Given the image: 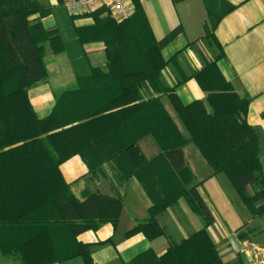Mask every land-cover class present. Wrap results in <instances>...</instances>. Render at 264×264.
I'll return each instance as SVG.
<instances>
[{
    "label": "trees",
    "instance_id": "16d2710c",
    "mask_svg": "<svg viewBox=\"0 0 264 264\" xmlns=\"http://www.w3.org/2000/svg\"><path fill=\"white\" fill-rule=\"evenodd\" d=\"M134 2L135 13L128 19L102 16L106 9L101 8L91 14L95 25L78 29L81 42L105 40L109 76L95 68L96 77H80L79 88L64 92L52 112L40 118L29 90L48 77L46 44L61 52L62 37L41 20H31L36 13L50 12L39 0H0V251L15 253L23 264L57 260L60 256L51 253L57 232L66 240L67 234L76 238L104 223H119L121 198L93 192L79 200L73 193L60 166L74 155H80L92 173L113 162L117 183L125 184L131 176L143 183L153 201L151 218L137 222L128 235L142 232L149 239L163 235L157 216L181 197L205 218L203 228L172 244L154 258L155 264H226L208 231L211 214L196 189H185L180 179L190 177L182 150L188 142L196 145L214 173L229 178L255 216L264 215V204L258 205L264 191L247 190L262 183L260 137L246 119L249 101L234 91L219 69L224 53L188 77L198 81L206 99L183 103L176 87L162 79L170 62L163 49L179 30L162 40L149 37L139 1ZM145 85L156 96L145 99ZM101 87L112 93L100 94ZM164 96L189 138L163 103ZM147 136L159 150L153 158H147L139 145ZM169 169L171 176L166 174ZM6 229L7 239L17 231L21 236L14 239L20 242L6 244ZM75 255L93 264L90 245L77 243Z\"/></svg>",
    "mask_w": 264,
    "mask_h": 264
},
{
    "label": "crops",
    "instance_id": "0c3cea01",
    "mask_svg": "<svg viewBox=\"0 0 264 264\" xmlns=\"http://www.w3.org/2000/svg\"><path fill=\"white\" fill-rule=\"evenodd\" d=\"M39 1L50 8V12L45 16L36 13L31 20H41L47 29H56L64 45L61 52H55L50 44H46L48 77L29 90L35 111L44 118L52 112L64 92L79 88L80 77H96L95 68L109 76V60L104 39L80 40L78 29L95 25L93 15H70L63 6L64 0ZM138 1L142 9V26L147 29L149 37L162 40L174 29L179 30L163 49L164 58L170 62L162 71V79L176 87L183 103L206 99L207 92L195 78L188 77L215 60L221 51L224 53L218 60L219 69L234 91L249 101L246 119L260 137L262 183L249 185L247 190L250 194L264 191V0ZM106 15L105 11L102 16ZM101 73L98 76L100 82H104ZM101 88L102 95L112 93L107 87ZM142 93L145 99L156 96L155 91L146 85ZM163 103L178 122L183 135L189 138L188 130L178 119L167 96L163 97ZM139 145L147 158L159 153L150 136L142 138ZM182 150L190 177L185 174L180 179L185 183V189H196L211 214L208 231L224 262L264 264V215L253 214L229 178L224 173H214L194 143L188 142ZM60 169L79 200L90 193L100 192L121 198L123 210L117 226L107 222L76 238L67 234L66 240L57 232L55 251L53 249L51 253L60 257L49 264H85L82 256L75 255L77 243L90 245L93 264H155L154 258L165 254L172 244L181 242L206 225L205 218L185 197H181L157 216L165 230L163 235L154 239L142 232L128 235L137 222L151 218L153 205L136 176L129 177L125 184L117 183L119 173L113 162H105L98 172L92 173L80 155L68 158ZM166 174L171 176L172 170H167ZM261 204H264V195L258 203ZM18 235L21 236L14 231L7 239L6 229V244L7 241H19L14 239L19 238ZM0 264L23 263L15 253L0 251Z\"/></svg>",
    "mask_w": 264,
    "mask_h": 264
},
{
    "label": "built area",
    "instance_id": "2783aa9c",
    "mask_svg": "<svg viewBox=\"0 0 264 264\" xmlns=\"http://www.w3.org/2000/svg\"><path fill=\"white\" fill-rule=\"evenodd\" d=\"M63 6L72 16L92 14L105 8L109 16L118 21L128 19L136 10L134 0H64Z\"/></svg>",
    "mask_w": 264,
    "mask_h": 264
},
{
    "label": "rangeland",
    "instance_id": "374dc122",
    "mask_svg": "<svg viewBox=\"0 0 264 264\" xmlns=\"http://www.w3.org/2000/svg\"><path fill=\"white\" fill-rule=\"evenodd\" d=\"M107 13V12H106ZM84 15H87V14H84ZM84 15H80V16H84ZM107 16H109V14L107 13Z\"/></svg>",
    "mask_w": 264,
    "mask_h": 264
}]
</instances>
